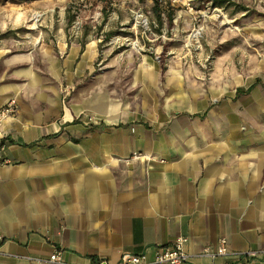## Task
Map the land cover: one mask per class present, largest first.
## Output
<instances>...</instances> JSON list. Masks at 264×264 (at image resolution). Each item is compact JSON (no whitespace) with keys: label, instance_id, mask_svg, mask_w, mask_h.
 Wrapping results in <instances>:
<instances>
[{"label":"crops","instance_id":"obj_1","mask_svg":"<svg viewBox=\"0 0 264 264\" xmlns=\"http://www.w3.org/2000/svg\"><path fill=\"white\" fill-rule=\"evenodd\" d=\"M91 6L0 0V108L17 99L0 127V264L58 249L115 264L178 236L180 264H264V52L244 46L248 74L212 94L157 58L89 77L100 39L77 24ZM220 237L230 253L200 255Z\"/></svg>","mask_w":264,"mask_h":264},{"label":"rangeland","instance_id":"obj_2","mask_svg":"<svg viewBox=\"0 0 264 264\" xmlns=\"http://www.w3.org/2000/svg\"><path fill=\"white\" fill-rule=\"evenodd\" d=\"M71 6L87 9L81 2ZM91 8L96 17L77 24L94 21L100 39L89 77L104 68H119L124 76L142 58H157L161 67L177 63L186 86L212 94L222 79L232 85L233 73L248 74L244 46L258 57L264 52V0H192V9L159 0H92ZM252 26L260 28L259 39L248 36Z\"/></svg>","mask_w":264,"mask_h":264},{"label":"built area","instance_id":"obj_3","mask_svg":"<svg viewBox=\"0 0 264 264\" xmlns=\"http://www.w3.org/2000/svg\"><path fill=\"white\" fill-rule=\"evenodd\" d=\"M161 2L182 3L186 5L189 9H192V0H159ZM69 94V87L65 86L63 89V97L66 98ZM17 99L15 97L9 98L6 103L0 108V127L5 123V121L11 119L16 111ZM8 159L3 154V146H0V164H5ZM186 238L183 236H178L170 245H160L154 251L153 256L148 257L146 252H124L119 261L115 264H180L183 262H188L191 259V255L185 249ZM264 252V250H260ZM259 251V252H260ZM258 251H250V254L256 255ZM230 253L227 247V241L224 237L218 239V243L214 246H205L200 255L216 257L218 255H225ZM238 254V252L233 253ZM32 263L31 264H111L104 258H99L91 260L86 263H76L66 261L63 258L62 251L60 249L55 250L52 254L46 257H33L26 256Z\"/></svg>","mask_w":264,"mask_h":264},{"label":"trees","instance_id":"obj_4","mask_svg":"<svg viewBox=\"0 0 264 264\" xmlns=\"http://www.w3.org/2000/svg\"><path fill=\"white\" fill-rule=\"evenodd\" d=\"M158 16H159V14H158ZM168 18L171 20V18H172V14L171 13H168Z\"/></svg>","mask_w":264,"mask_h":264}]
</instances>
